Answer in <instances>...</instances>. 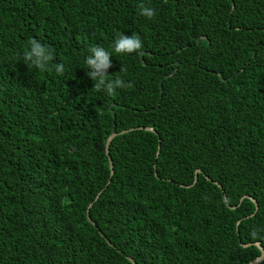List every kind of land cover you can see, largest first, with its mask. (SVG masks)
<instances>
[{"label":"trees","instance_id":"1","mask_svg":"<svg viewBox=\"0 0 264 264\" xmlns=\"http://www.w3.org/2000/svg\"><path fill=\"white\" fill-rule=\"evenodd\" d=\"M121 33L143 47L113 53L112 97L85 59ZM32 38L63 76L26 67ZM255 242L264 0H0V264H249Z\"/></svg>","mask_w":264,"mask_h":264},{"label":"clouds","instance_id":"2","mask_svg":"<svg viewBox=\"0 0 264 264\" xmlns=\"http://www.w3.org/2000/svg\"><path fill=\"white\" fill-rule=\"evenodd\" d=\"M140 14L151 20L155 16V10L150 7L140 6ZM143 43L138 34L133 33L131 36L118 35L112 46V51L106 50L100 46H93L88 49V55L85 59L88 72L87 76L95 81L93 87L97 92H104L108 96L114 97L117 89L131 88L130 82H125L123 78L109 79L107 70L112 66L111 57L113 53L116 55H128L138 52L142 49ZM17 61H21V57H16ZM54 50L47 45H43L39 40L32 38L28 41L27 50L23 52L22 62L27 68H35L40 73L55 71L59 76H63L65 65L63 63H55ZM123 71V70H122ZM256 231L251 233L255 238Z\"/></svg>","mask_w":264,"mask_h":264},{"label":"water","instance_id":"3","mask_svg":"<svg viewBox=\"0 0 264 264\" xmlns=\"http://www.w3.org/2000/svg\"><path fill=\"white\" fill-rule=\"evenodd\" d=\"M232 5H233V4H232ZM143 53H144V51H141V53H140V58H141V59H142V57H143ZM110 107H111V104H110ZM112 117H113V119L115 118V114H114V112H112ZM113 124H114V123H113ZM138 128H141V127H138ZM145 129H149V128L145 127ZM116 134H117V132L115 131V128L113 127L112 130H111V132H110V134H109V136H108L107 139H106V142H105V151H106V154L108 155L109 167H110V169H111V170H110V176L113 174V168H112V167H113V164H112L111 158H110V156H109L108 147H109L110 141L112 140V138H113ZM158 148H159V145H158ZM156 155H158V150H157V152H156ZM199 171H200L199 169H196V170H195L194 181H196V176H197V173H198ZM194 181H193V182H194ZM109 182H110V179H108V182H107V183H109ZM106 185H107V184H106ZM100 193H101V191H99V192L96 194V196L94 197V201L97 200V198L99 197ZM241 199H242V198H241ZM250 199H251V200L255 203V205H256V201H255V199L252 198V197H250ZM92 204H93V202H90L89 205H88V207H87V219H88L89 221H91L90 216H89V208L92 206ZM256 208H257V205H256ZM91 222H92V221H91ZM92 224L94 225V222H92ZM99 233H100L101 235H103L101 231H99ZM108 243H109V245H112L111 242L108 241ZM254 244H255L257 247H259L261 254H260V256H258L255 260H253V261H252L251 263H249V264H253V263L259 262V261H261V260L263 259V257H264V250H263L262 247L260 246L259 242H255Z\"/></svg>","mask_w":264,"mask_h":264}]
</instances>
